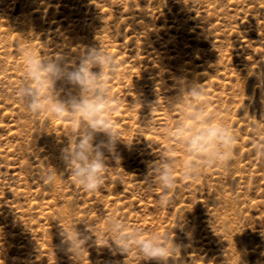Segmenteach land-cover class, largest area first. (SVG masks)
<instances>
[{"label": "rangeland", "instance_id": "1", "mask_svg": "<svg viewBox=\"0 0 264 264\" xmlns=\"http://www.w3.org/2000/svg\"><path fill=\"white\" fill-rule=\"evenodd\" d=\"M88 46L103 47L119 65L107 79L120 162L110 161L94 192L83 190L60 158L80 123L33 115L16 96L25 74L18 48L78 62ZM258 73L264 74V0H0V264H155L136 248L113 251L108 216L145 238L171 236L182 245L177 264H264ZM180 78L202 83L208 115L238 136L234 159L198 177L186 175L199 158L186 138L205 126L190 119L198 105L168 106ZM165 151L175 160L176 183L162 207L165 189L149 187L145 176ZM50 165L64 172L54 186L38 175ZM84 223L97 244L93 236L75 261L61 226L83 232Z\"/></svg>", "mask_w": 264, "mask_h": 264}, {"label": "clouds", "instance_id": "2", "mask_svg": "<svg viewBox=\"0 0 264 264\" xmlns=\"http://www.w3.org/2000/svg\"><path fill=\"white\" fill-rule=\"evenodd\" d=\"M24 60L23 83L16 91L18 101L25 110L33 115L48 114L56 119L70 117L74 125L80 123V132L73 142L67 137V143L60 149V158L65 171L76 178L83 190L94 192L104 182V173L115 161L119 167L120 156L117 144L121 142L119 132L111 120L113 99L108 84V75H115L119 65L115 56L101 46L84 47L79 52L78 62L69 60L61 54L36 55L30 48H18ZM258 87L264 89V74L258 73ZM178 95L168 100L170 109L177 105H198L190 119L202 121L204 127L186 138L188 150L198 154L199 158L189 165L187 176L198 177L204 168L226 166L234 159V147L237 133L225 122H217L207 112V92L202 83L180 78L177 81ZM157 102V101H156ZM149 105L152 111V106ZM78 117L82 119L78 120ZM254 125L258 133L264 134V118ZM182 134L185 125H177ZM103 135V139L99 137ZM258 158H264V145L257 146ZM50 165L40 169L38 175L42 182L54 186L59 172ZM175 160L170 152H163L151 162L145 180L149 187L165 189L159 203L163 207L170 203L168 193L175 187ZM85 224V223H84ZM85 231L76 228L67 230L61 226L62 242L72 259L83 257L88 251L93 233L87 224ZM108 232L111 236L110 247L113 251L126 254L132 248L148 261L155 264H177V253H182V245L171 236L152 235L145 238L143 230L137 228L128 232L127 226L115 216H108ZM95 244H97V237ZM75 260V259H73ZM76 261V260H75ZM224 264H227L225 261Z\"/></svg>", "mask_w": 264, "mask_h": 264}]
</instances>
